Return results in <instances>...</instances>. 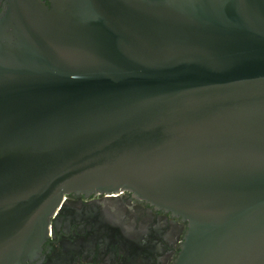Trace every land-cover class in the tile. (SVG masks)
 Listing matches in <instances>:
<instances>
[{
	"label": "water",
	"instance_id": "1",
	"mask_svg": "<svg viewBox=\"0 0 264 264\" xmlns=\"http://www.w3.org/2000/svg\"><path fill=\"white\" fill-rule=\"evenodd\" d=\"M123 191L186 222L173 264H264V0H8L0 264Z\"/></svg>",
	"mask_w": 264,
	"mask_h": 264
},
{
	"label": "flooded vegetation",
	"instance_id": "2",
	"mask_svg": "<svg viewBox=\"0 0 264 264\" xmlns=\"http://www.w3.org/2000/svg\"><path fill=\"white\" fill-rule=\"evenodd\" d=\"M47 5L49 0H43ZM8 0H0V15ZM187 224L117 194H66L39 257L28 264H173Z\"/></svg>",
	"mask_w": 264,
	"mask_h": 264
}]
</instances>
